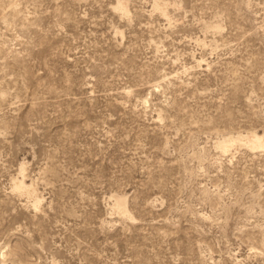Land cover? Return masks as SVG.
Wrapping results in <instances>:
<instances>
[{
    "label": "rangeland",
    "instance_id": "rangeland-1",
    "mask_svg": "<svg viewBox=\"0 0 264 264\" xmlns=\"http://www.w3.org/2000/svg\"><path fill=\"white\" fill-rule=\"evenodd\" d=\"M254 132L264 0H0V264H264Z\"/></svg>",
    "mask_w": 264,
    "mask_h": 264
},
{
    "label": "bare ground",
    "instance_id": "bare-ground-1",
    "mask_svg": "<svg viewBox=\"0 0 264 264\" xmlns=\"http://www.w3.org/2000/svg\"><path fill=\"white\" fill-rule=\"evenodd\" d=\"M163 5H164V3H163ZM155 8H157V10L158 9L162 10V3H160V2L156 3L155 4ZM116 9L127 11L126 6L124 4H122V3H119V5H118V7ZM243 141L246 143V145L248 143V146H250L253 150L254 149H260V148L263 149L264 148L263 138H262L261 135L257 134L256 132H254L252 134H249L247 136L238 135L236 137H233V136L223 137L222 139L217 141V147L221 148L222 150H226V149L230 148L234 143L243 142ZM25 182L26 181H24V179H23L20 182H16L13 185V187L16 190H18L19 192L28 191L29 193L35 194V190L32 189L33 187L32 188H30V187L27 188V185H25ZM35 202H37V206H38L39 201L37 200Z\"/></svg>",
    "mask_w": 264,
    "mask_h": 264
}]
</instances>
